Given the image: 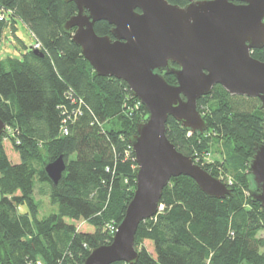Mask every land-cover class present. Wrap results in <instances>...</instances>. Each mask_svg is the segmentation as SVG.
<instances>
[{
	"label": "trees",
	"instance_id": "trees-1",
	"mask_svg": "<svg viewBox=\"0 0 264 264\" xmlns=\"http://www.w3.org/2000/svg\"><path fill=\"white\" fill-rule=\"evenodd\" d=\"M0 11V31L5 12L13 33L20 20L34 38V45L22 43L18 57L0 58V264H79L111 241L133 195L137 166L128 137L146 109L124 81L97 75L63 30L77 11L74 2L0 0ZM93 28L104 35L111 25L100 20ZM36 45L42 55L33 52ZM251 55L264 61V46ZM164 78L176 83L172 74ZM197 110L206 130L191 133L168 116L167 138L231 194L211 197L189 176L171 177L159 211L137 227L132 264H264V210L250 196L247 166L254 144L264 142V106L215 84ZM4 138L19 161L8 158ZM220 144L223 158L206 162ZM59 155L66 167L54 183L44 167ZM35 190L57 210L39 218ZM67 219L84 220L93 231Z\"/></svg>",
	"mask_w": 264,
	"mask_h": 264
},
{
	"label": "water",
	"instance_id": "water-1",
	"mask_svg": "<svg viewBox=\"0 0 264 264\" xmlns=\"http://www.w3.org/2000/svg\"><path fill=\"white\" fill-rule=\"evenodd\" d=\"M77 11L62 25L97 75L125 82L146 109L128 143L136 163L133 195L107 244L90 250L79 264H132L138 253L134 238L139 223L160 209L163 188L171 177L185 175L206 195L224 198L231 189L178 151L166 135L172 116L191 133H202L206 121L197 100L215 84L229 94L258 97L264 106V61L251 55L264 46V0H65ZM105 20L110 34H97ZM73 29V30H72ZM38 55L43 53L33 47ZM172 74L176 83L166 81ZM5 124L0 119V135ZM248 161L253 201L264 210V142L255 143ZM62 155L44 169L54 182L65 170Z\"/></svg>",
	"mask_w": 264,
	"mask_h": 264
},
{
	"label": "rangeland",
	"instance_id": "rangeland-1",
	"mask_svg": "<svg viewBox=\"0 0 264 264\" xmlns=\"http://www.w3.org/2000/svg\"><path fill=\"white\" fill-rule=\"evenodd\" d=\"M0 14L2 12L0 11ZM5 15L6 23L2 26L0 31V58L5 56H15L18 57L20 52L23 51L22 43L26 46L34 45V38L31 36L29 30L26 26L20 21L17 20L14 23L15 30L12 32L11 22L9 21V16L7 13L3 12ZM138 100V99H137ZM139 101V100H138ZM3 146L6 151V154L11 162L19 161L18 154L13 150V147L10 141L6 138L3 139ZM220 144L219 152L211 151L209 152V156H207L206 162H211L213 160L222 159L223 158V149ZM225 179L231 178L229 175H223ZM33 198L38 203V216L39 218L44 217L51 212H55L57 210L56 204H51L48 197L46 195H41L35 190L33 194ZM21 208V207H19ZM68 222H73L76 225V228L80 231L91 232L93 231V226L84 220L72 221L67 219ZM259 234L264 237V230L260 231Z\"/></svg>",
	"mask_w": 264,
	"mask_h": 264
},
{
	"label": "built area",
	"instance_id": "built-area-1",
	"mask_svg": "<svg viewBox=\"0 0 264 264\" xmlns=\"http://www.w3.org/2000/svg\"><path fill=\"white\" fill-rule=\"evenodd\" d=\"M37 46V45H36Z\"/></svg>",
	"mask_w": 264,
	"mask_h": 264
}]
</instances>
